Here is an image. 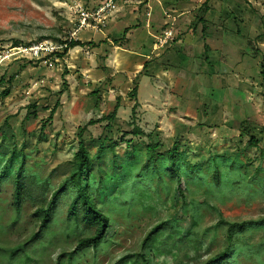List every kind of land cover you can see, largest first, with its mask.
I'll return each mask as SVG.
<instances>
[{
  "label": "rangeland",
  "instance_id": "374dc122",
  "mask_svg": "<svg viewBox=\"0 0 264 264\" xmlns=\"http://www.w3.org/2000/svg\"><path fill=\"white\" fill-rule=\"evenodd\" d=\"M178 1L186 5L184 27L192 33L196 24L201 36L208 34L216 41L210 40L205 56L196 57H188L184 45L173 46L180 35L167 50V44L163 45V59L181 54V61L176 64L175 56L161 62V67L172 64L174 71L151 80L158 89L154 99L146 93L147 84L142 85L141 98L145 96V100L141 99L142 106L133 113L134 101L127 95L140 77L130 83L124 74H114L111 65L107 67L109 48L118 45L123 32L113 35L116 40L111 39L110 45L90 38L64 53L63 42L79 41V36L89 39L85 31L99 33L106 28L77 27L79 10L94 11L105 0H0V95L5 89L10 93L7 98L0 96V171L10 164L8 178L0 186V264H6L4 249L37 231L32 215L39 207V194L24 200L17 222H12V181L21 161L25 176L38 183L48 181L45 198L49 200L70 173L79 129L111 114L117 102L119 109L111 128L106 129L107 123L102 122L88 127L84 136L91 155L99 147V138L116 142L115 157L106 151L99 163L105 185L108 176L116 173L113 178H119L111 181L105 194L119 201L117 206L105 207L111 232L106 236L107 249L97 254V264H141L137 257L141 254L147 264H203L226 248L229 223L264 218L263 1ZM162 12L154 3V20L161 18ZM140 29L147 30L144 23ZM147 43L148 54L150 38ZM37 48L43 51L36 56L33 51ZM116 58H112L115 66ZM190 58L194 71L177 70L188 67ZM54 107L53 119L46 124ZM135 127L144 135L134 137ZM251 138L257 141L256 147L249 145ZM150 141L160 146V155L179 145L188 163L197 167L193 177L186 172L182 176L184 194L203 204L199 224L182 213L176 182L167 174H163L165 185L148 172L145 180L138 181L132 200L123 202V192L129 189L122 186L130 176H122L117 165L140 168ZM133 149L141 154L129 162ZM227 159L236 163L232 166ZM215 164L220 172L219 186L212 177ZM98 200L102 205L109 201L104 196ZM70 201L69 196L59 201L50 233L26 247L20 264H58L62 254L75 248L76 238L66 236L63 228ZM172 220L176 222L173 228L160 230L147 249H141L154 227ZM240 235L243 243L256 246L264 240V229L245 230ZM245 252L229 264H264V253L257 248ZM93 256L91 250L85 251L74 259L75 264H92ZM59 263L67 264V257Z\"/></svg>",
  "mask_w": 264,
  "mask_h": 264
},
{
  "label": "trees",
  "instance_id": "16d2710c",
  "mask_svg": "<svg viewBox=\"0 0 264 264\" xmlns=\"http://www.w3.org/2000/svg\"><path fill=\"white\" fill-rule=\"evenodd\" d=\"M206 5V4H205ZM206 9V7H204ZM204 9V10H205ZM42 40V39H41ZM17 45V43H16ZM65 46L64 53L75 47H81L84 44L79 41H69L63 42ZM205 51L207 47L205 46ZM63 55H59L62 57ZM145 68V66L143 67ZM9 90L5 89L1 93L2 98H7L9 96ZM128 98L134 101L132 107V112L135 113L137 107V86L128 93ZM119 100V99H118ZM119 109V103L115 105L111 114L106 115L98 120H91L89 123L79 129L77 134L78 138V151L75 154L73 160L70 162L71 170L68 176L64 178L59 187L51 193V198L47 200L45 195L49 188L48 181L38 183L35 179L25 176L24 171V161L22 160L13 179V211L15 218L13 223L17 222L21 214V208L23 202L26 198H30L33 194H39L41 199L39 200V207L35 209L32 217L36 220L38 226L37 231L32 234L27 240L20 242L19 244L4 249L3 252L6 255V264H20L22 253L26 254V247L35 241H43L50 233L52 224L54 223V216L58 208L59 201L65 197L69 196L71 198L70 204L67 209V217L64 221V231L67 233L66 236L70 237L72 235L76 238L75 248L69 252L64 253L59 257L60 259L67 257V264H75V258H79L81 253L85 251H92L94 256L92 257V264H97V254L104 252L107 249L108 243L106 242V236L111 232V220L109 214L105 212V207L108 204L115 205L118 203V197H112V195H105L107 193V186H111V181L119 180L117 177L114 179L113 175L108 176V181L106 185L104 184V175L99 167L101 158L104 156L106 151L115 157V146L116 142L112 139H107L106 137L99 138V147L91 155L88 144L86 143L84 136L87 132V128L102 122H106V129H110L112 124L116 120L117 111ZM56 112V108L50 110L49 116L46 120V124L50 123ZM46 125H43L42 131ZM246 129V127H245ZM134 137L143 136L144 133L137 127L132 133ZM249 145L251 147L257 146V141L253 138L250 139ZM159 145L153 141L145 146L144 158L145 161L140 168H136L133 165H117V170H120L122 176H130L128 183L122 186L124 189L128 187L129 192L124 191L125 195L124 201L132 200V193L138 186V181L145 180L148 172L156 177L158 182L164 183L163 174L169 175L172 180H175L177 186V193L182 199L181 210L184 215H188L192 218L195 224H199L202 216L203 204L194 200V198H187L184 194L185 185L182 172H186L188 176H192L197 171V167L191 166L187 161V154L185 151H180L179 145H175L172 149L168 150L165 154H158ZM141 151L138 149H133L132 153L129 154V162L137 160L140 156ZM233 166L236 162L227 159ZM10 163V161H9ZM10 164H6L2 171H0V186L8 178V170ZM213 179L216 186L220 183V172L219 169L214 165ZM241 167V166H240ZM237 169H240L239 167ZM193 177V176H192ZM122 178V177H121ZM166 185V183H164ZM102 196L106 200H109L105 205L99 204V198ZM38 199V198H37ZM118 205V204H117ZM115 205V206H117ZM175 221H165L156 227H154L149 234L145 237L141 244V249L146 250L149 242L155 236L157 232L169 226L173 228ZM251 229H264V218L253 221H246L241 223H229L227 229L226 248L216 255L211 256L203 264H229L235 261L241 253H246L245 250L250 252L257 248L258 251L264 253V240L260 241L256 246L248 245L243 243L241 239V233L245 230ZM43 242L41 246H43ZM141 260V264H147L145 255H137ZM58 262V264H60Z\"/></svg>",
  "mask_w": 264,
  "mask_h": 264
},
{
  "label": "crops",
  "instance_id": "0c3cea01",
  "mask_svg": "<svg viewBox=\"0 0 264 264\" xmlns=\"http://www.w3.org/2000/svg\"><path fill=\"white\" fill-rule=\"evenodd\" d=\"M154 3L157 4L163 11L160 15L161 18L157 19L155 17V20L153 15ZM185 6L186 5L184 2H180L178 0H120L117 4L116 10L106 22L104 26L106 28L104 30L99 33H95L94 31H85V33L90 35L89 39L83 40L79 36L77 40H79L81 43H84L90 42V38H93L92 42L100 39L102 42H104V44L110 45V40L115 39L113 38V35L116 33H119L120 35V33L123 32L122 37L119 38L121 41L117 43L118 45L114 46L113 48H109L112 55L110 54V58L107 59V67L111 65L109 68H111V71L114 72V74H124V77H122L127 79L130 83H132L133 80L138 76L140 77L136 81L137 103L138 105L142 106V100H145V96L141 98L142 85L147 84L146 93H149L150 98L154 99V92L158 93V89L157 87H154V84L151 83V80L154 81V77L158 79L160 76H166L167 74L172 73L175 69L172 64H168L169 66L167 67H161L163 64L161 62L170 58L174 59L175 56L177 57V59H174L177 61L176 64H178V61H181V54H178V56L173 55L168 58L165 56V59H163L165 53L164 50L162 51V49L164 48L159 45V41L162 39L164 31L172 32V40L167 42L165 49L170 47L168 44L174 41L175 36L178 38L180 35L177 41L173 43V46L176 44L184 45L186 51L185 53L188 57H196L201 54L205 56L206 52L209 50V48H211L210 40L212 43L216 41L215 38H212L213 36L208 34L201 36L198 31L200 28H196V24H194L192 27V33L188 27H184V21L187 19L185 16L186 12L183 10ZM248 7L250 8L249 5ZM206 11L207 8L203 13ZM241 11H243L244 14L247 13L245 9ZM198 20L203 22L202 17H200ZM134 22L137 23L136 27L132 24ZM143 23L145 24L147 30L140 29ZM221 25L223 26V24ZM221 29H223V27ZM203 30L204 28L202 27L201 31ZM233 31H235L236 34L238 33L236 25L233 28ZM148 38L151 39L152 48L147 54L145 50L146 46L148 45ZM200 41L201 45H199ZM132 44L135 45L136 48L131 46ZM205 46L207 47L206 51L204 48ZM112 58L118 59L117 66L113 65ZM131 59L133 60L130 61ZM190 61V65L188 67L182 69L177 68V70H180V72H185V70H188L189 72L194 71V65L192 64L193 60L191 58ZM144 66L145 68H143ZM201 66L202 65L200 64V67ZM153 103L154 102L151 101V104Z\"/></svg>",
  "mask_w": 264,
  "mask_h": 264
},
{
  "label": "built area",
  "instance_id": "2783aa9c",
  "mask_svg": "<svg viewBox=\"0 0 264 264\" xmlns=\"http://www.w3.org/2000/svg\"><path fill=\"white\" fill-rule=\"evenodd\" d=\"M120 0H105V2L100 6L97 7L94 11L87 12L83 11L82 9L79 10L80 19L78 24V29L83 28H97L98 26L104 27L106 22L111 17L112 13L116 10L117 4ZM254 0H248L249 3L253 4ZM256 1V0H255ZM260 1V0H259ZM263 1L264 4V0ZM264 9V8H263ZM91 21V22H88ZM172 40V32L171 31H164L162 39L159 41V45L163 46L167 44L168 41ZM39 51H43L42 49H35L33 52L37 56Z\"/></svg>",
  "mask_w": 264,
  "mask_h": 264
}]
</instances>
